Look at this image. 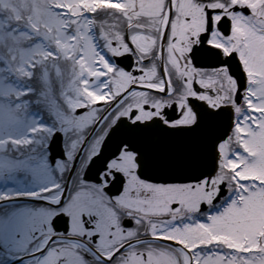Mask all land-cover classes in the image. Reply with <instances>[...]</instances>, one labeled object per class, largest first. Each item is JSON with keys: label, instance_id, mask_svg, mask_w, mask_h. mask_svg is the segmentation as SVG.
<instances>
[{"label": "snow or ice", "instance_id": "snow-or-ice-1", "mask_svg": "<svg viewBox=\"0 0 264 264\" xmlns=\"http://www.w3.org/2000/svg\"><path fill=\"white\" fill-rule=\"evenodd\" d=\"M0 181V264H264V0H0Z\"/></svg>", "mask_w": 264, "mask_h": 264}, {"label": "flooded vegetation", "instance_id": "flooded-vegetation-1", "mask_svg": "<svg viewBox=\"0 0 264 264\" xmlns=\"http://www.w3.org/2000/svg\"><path fill=\"white\" fill-rule=\"evenodd\" d=\"M0 202H1V203H0V207H3L1 210L4 211L6 205H7L9 202H5V201H0ZM17 206H19V205H17Z\"/></svg>", "mask_w": 264, "mask_h": 264}, {"label": "rangeland", "instance_id": "rangeland-1", "mask_svg": "<svg viewBox=\"0 0 264 264\" xmlns=\"http://www.w3.org/2000/svg\"><path fill=\"white\" fill-rule=\"evenodd\" d=\"M4 185H3V182L2 181H0V187H3ZM1 203V202H0ZM3 207H0V213H3L4 211H2L1 209H2Z\"/></svg>", "mask_w": 264, "mask_h": 264}]
</instances>
